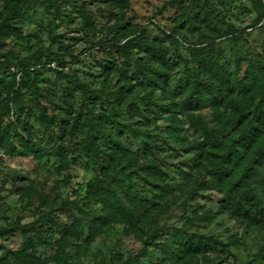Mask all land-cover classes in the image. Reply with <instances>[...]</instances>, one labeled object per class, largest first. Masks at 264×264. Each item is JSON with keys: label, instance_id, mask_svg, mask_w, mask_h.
<instances>
[{"label": "rangeland", "instance_id": "1", "mask_svg": "<svg viewBox=\"0 0 264 264\" xmlns=\"http://www.w3.org/2000/svg\"><path fill=\"white\" fill-rule=\"evenodd\" d=\"M201 4L193 24L198 10L189 1L130 0L124 8L120 0H0V264H264V229L237 225L215 190L179 184L177 169L188 171L190 161L181 147L201 132L161 88L176 93L187 71L203 65L194 62L199 52L233 74L239 61L264 74V0ZM133 36L129 53L109 46ZM199 80L217 92L212 74ZM195 113L216 125L211 104ZM146 157L168 173L167 186L145 180ZM99 191L113 193L110 203L127 217L106 221ZM138 201L156 224L137 218ZM75 227L80 255L75 244L59 245ZM194 235L208 248L186 257Z\"/></svg>", "mask_w": 264, "mask_h": 264}, {"label": "trees", "instance_id": "2", "mask_svg": "<svg viewBox=\"0 0 264 264\" xmlns=\"http://www.w3.org/2000/svg\"><path fill=\"white\" fill-rule=\"evenodd\" d=\"M15 1L18 3L23 0ZM120 1L124 3V8L130 2V0ZM177 1L179 3L189 1V4L198 10L192 23L198 22L202 9H205L204 4H201L203 0ZM204 1L208 4L213 0ZM206 20L207 18L203 19V21ZM119 27V25H115L113 30ZM2 31H4L3 23L0 25V49L1 44H3L1 40ZM228 34L224 33L220 37L226 38ZM136 41L137 37L133 36L126 39L124 43L117 41L109 46L117 49L118 52L129 53L131 45ZM99 44L101 41L96 43L97 46ZM198 55L194 62H203V65L198 69L187 71L186 81L175 88L176 93L171 94L167 89L159 87L166 98L172 101L169 107L173 108V112L185 111L191 119V126L197 132H201V137L195 138L187 146L181 147L184 156L190 155V161L188 171L177 169L179 177H181V181L178 183L182 185L184 190L189 188L187 192L192 193L205 189L215 190L221 195L218 200L221 212L227 213L237 225L244 229H264V74L259 67L252 64L247 65L244 70L242 61H239L237 71L233 74L226 69L225 65L214 64L213 59L202 57L200 52ZM3 57L6 58V55L0 54V58ZM8 59L10 58L8 57ZM36 59L41 61L42 55L37 56ZM51 61L60 64L61 56L54 54L51 56ZM31 66L32 63L28 61L18 66V69ZM0 67H2L1 59ZM205 74H212L213 79L218 84L216 93L211 88L205 87L203 82L199 80ZM193 77H197V82ZM112 94L119 96L116 92ZM177 96L182 97V101L176 100ZM207 103L211 104L213 116L216 119L215 126L206 122L199 113H195ZM10 104L11 99L8 97L1 109L3 111L9 110ZM85 120L90 127L93 126L92 109L87 113ZM171 132L174 133L173 129ZM145 152L149 151L145 149ZM146 160L150 163L142 168V173L146 175L145 180L149 183L154 182V188H161L165 185L164 177L168 176V173L161 172L159 164L152 165L154 160L148 157ZM167 188L172 191L170 187ZM97 196L99 201L105 202L106 208H110L104 217L106 221H111L114 218L122 221L121 215L124 218L127 217L126 210L124 209V211L120 207L121 203H110L113 193L99 191ZM178 198L176 196L173 199L174 204ZM72 204H74L73 201H67V205ZM138 204L141 207L133 208L137 212V218L144 223L156 224L157 219L155 215L150 214L147 201H138ZM156 208H158V214L164 211L162 205H157ZM126 231L128 233L129 230L126 229ZM6 232V229L0 228V236L5 235ZM62 233L64 239L59 245L66 247L71 244L77 245L80 239L77 227L66 232L62 231ZM208 240L204 236L194 235L192 239L184 242L183 252L185 256L196 257L206 251ZM28 246L35 249L36 244L31 241ZM82 248V246H78L79 255L83 252ZM62 255L57 254L56 263ZM61 264L68 263L62 260Z\"/></svg>", "mask_w": 264, "mask_h": 264}]
</instances>
